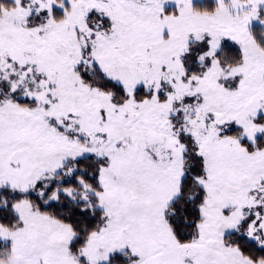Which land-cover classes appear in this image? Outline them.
Wrapping results in <instances>:
<instances>
[{"label":"snow or ice","instance_id":"1","mask_svg":"<svg viewBox=\"0 0 264 264\" xmlns=\"http://www.w3.org/2000/svg\"><path fill=\"white\" fill-rule=\"evenodd\" d=\"M0 264H264V0H0Z\"/></svg>","mask_w":264,"mask_h":264}]
</instances>
